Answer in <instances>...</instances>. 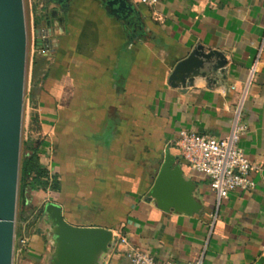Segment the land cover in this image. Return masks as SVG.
<instances>
[{
	"label": "crops",
	"instance_id": "1",
	"mask_svg": "<svg viewBox=\"0 0 264 264\" xmlns=\"http://www.w3.org/2000/svg\"><path fill=\"white\" fill-rule=\"evenodd\" d=\"M126 1L134 13H116L107 0L64 8L42 0V21L31 19L32 28L49 22L53 36L39 50L31 42L27 125L60 189L31 192L29 203L60 206L72 226L111 230L115 243L99 264H132L130 249L161 263L264 264V0ZM197 47L222 54L225 66L172 87V71ZM240 99L239 146L254 166V187L217 205L174 142L180 131L228 135ZM167 148L194 185L200 208L190 216L147 198ZM34 230L18 250L21 264H48L50 240Z\"/></svg>",
	"mask_w": 264,
	"mask_h": 264
},
{
	"label": "water",
	"instance_id": "2",
	"mask_svg": "<svg viewBox=\"0 0 264 264\" xmlns=\"http://www.w3.org/2000/svg\"><path fill=\"white\" fill-rule=\"evenodd\" d=\"M54 1L61 8L68 2ZM107 4L117 5L116 13H134L126 0H107ZM43 42L35 41L36 50ZM26 45L22 0H0V264H12ZM225 63L219 52H203L197 47L177 63L169 83L185 89L196 77H207L208 66L217 72ZM147 198L175 214L190 216L200 208L194 185L184 177L179 161L168 148ZM40 208L45 225L40 232L49 237L52 247L48 264H99L114 245L111 230L72 226L64 220L61 207L52 202Z\"/></svg>",
	"mask_w": 264,
	"mask_h": 264
},
{
	"label": "built area",
	"instance_id": "3",
	"mask_svg": "<svg viewBox=\"0 0 264 264\" xmlns=\"http://www.w3.org/2000/svg\"><path fill=\"white\" fill-rule=\"evenodd\" d=\"M139 1L146 6H153L157 3V0ZM52 36L53 29L51 27H33L31 30L32 43L37 39L49 41ZM253 72L252 68L251 75ZM241 105L242 100L240 99L234 111L235 123L228 135L217 138L180 131L174 142L175 147L179 150L180 162L207 179L217 205L226 199L232 191H250L254 187L251 178L254 166L239 146L240 136L246 129L245 125L239 122ZM117 240L119 245L127 244L125 237H119ZM20 244L27 248L28 244L25 239H21ZM125 256L132 264H200V260L161 263L149 253L138 249L125 251Z\"/></svg>",
	"mask_w": 264,
	"mask_h": 264
},
{
	"label": "rangeland",
	"instance_id": "4",
	"mask_svg": "<svg viewBox=\"0 0 264 264\" xmlns=\"http://www.w3.org/2000/svg\"><path fill=\"white\" fill-rule=\"evenodd\" d=\"M42 1V0H41ZM40 1V2H41ZM40 2L36 0H22L23 15H24V25L26 33V65H25V79H24V98H23V107H22V119H21V129H20V144H19V162H18V178H17V194H16V208H15V219H14V242H13V251H12V264H21L24 259L18 254L19 249H26L20 244L21 239H25L27 244L29 239L35 233V228L39 227L42 232H44L45 225L40 219L41 209L39 207H33L31 203L25 208L24 213L20 216V199L18 197V184H19V168L20 160L22 154V145L28 139H33L38 141V138L31 134L30 127L27 125V69L30 60V46L32 42L31 38V19L33 17L35 25H39L43 19L42 13H39L38 5ZM35 127L33 124L32 128ZM46 240H49V237L44 233Z\"/></svg>",
	"mask_w": 264,
	"mask_h": 264
},
{
	"label": "trees",
	"instance_id": "5",
	"mask_svg": "<svg viewBox=\"0 0 264 264\" xmlns=\"http://www.w3.org/2000/svg\"><path fill=\"white\" fill-rule=\"evenodd\" d=\"M37 151L38 143L36 140L28 139L22 145L18 184V197L21 206L20 216L29 205L31 192L42 191L57 193L60 189L57 176L50 175L49 172L40 165Z\"/></svg>",
	"mask_w": 264,
	"mask_h": 264
}]
</instances>
